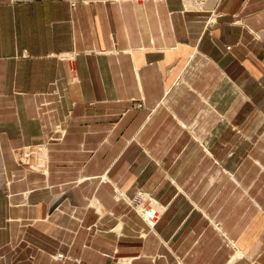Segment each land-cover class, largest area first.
<instances>
[{
	"label": "crops",
	"instance_id": "obj_1",
	"mask_svg": "<svg viewBox=\"0 0 264 264\" xmlns=\"http://www.w3.org/2000/svg\"><path fill=\"white\" fill-rule=\"evenodd\" d=\"M0 254L264 264V0H0Z\"/></svg>",
	"mask_w": 264,
	"mask_h": 264
},
{
	"label": "rangeland",
	"instance_id": "obj_2",
	"mask_svg": "<svg viewBox=\"0 0 264 264\" xmlns=\"http://www.w3.org/2000/svg\"><path fill=\"white\" fill-rule=\"evenodd\" d=\"M18 1H21V0H18ZM22 1H28V0H22ZM186 8V7H185ZM212 14V13H211ZM209 23H210V21H208V24L207 25H209ZM211 23H212V21H211ZM143 103V100H137L136 102H135V104L136 105H141ZM30 154H31V151H23V152H21L20 153V158L22 159V160H25L24 162H27V165L28 166H30V168H32V162H29V156H30ZM123 196V194L122 195H120V197H122ZM142 197V195L140 194V195H138V197H134L133 199H137V202H139ZM128 199V198H127ZM133 199H131V202H132V204L135 206V204H134V202H133ZM141 202H142V200L137 204V205H139V204H141ZM57 253H63V256L61 257V256H57V258H59V260H62V259H64V258H66L67 256H66V253L65 252H63V251H57L56 252V254ZM55 254V255H56ZM0 256H1V254H0Z\"/></svg>",
	"mask_w": 264,
	"mask_h": 264
},
{
	"label": "bare ground",
	"instance_id": "obj_3",
	"mask_svg": "<svg viewBox=\"0 0 264 264\" xmlns=\"http://www.w3.org/2000/svg\"><path fill=\"white\" fill-rule=\"evenodd\" d=\"M192 4V3H191ZM64 133V132H63ZM152 201V200H151ZM154 202V201H153ZM152 203V202H151ZM155 204V203H154ZM153 207V206H152ZM139 209V208H138ZM143 215L145 216V217H147L148 219H150L151 221H153V220H155V219H157L158 217H159V215H160V212H159V210H156L155 208H148V209H146V210H144V213H143ZM150 221V222H151ZM62 254V256H63V253H57L56 254V257L58 256H60ZM61 256V257H62Z\"/></svg>",
	"mask_w": 264,
	"mask_h": 264
},
{
	"label": "built area",
	"instance_id": "obj_4",
	"mask_svg": "<svg viewBox=\"0 0 264 264\" xmlns=\"http://www.w3.org/2000/svg\"><path fill=\"white\" fill-rule=\"evenodd\" d=\"M60 256H62V254Z\"/></svg>",
	"mask_w": 264,
	"mask_h": 264
}]
</instances>
